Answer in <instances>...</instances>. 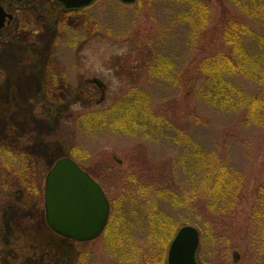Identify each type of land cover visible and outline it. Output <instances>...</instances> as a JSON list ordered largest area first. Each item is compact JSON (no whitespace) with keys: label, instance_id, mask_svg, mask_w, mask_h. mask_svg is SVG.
Segmentation results:
<instances>
[{"label":"rangeland","instance_id":"rangeland-1","mask_svg":"<svg viewBox=\"0 0 264 264\" xmlns=\"http://www.w3.org/2000/svg\"><path fill=\"white\" fill-rule=\"evenodd\" d=\"M23 1L34 16L32 28L37 34L29 32L35 36L30 42H34L36 54L26 52L25 46L31 45L16 34L22 4L0 0L15 16L0 38V205L8 202L4 196L11 193L13 201H25L28 207L22 213L0 211L2 264H167L169 248L164 255L160 252L166 236L150 225L151 214L143 206L148 200H131L124 189L132 182H151L153 176L161 184L174 177L182 193L196 186L185 144L177 139L183 132L208 148H222L220 152L246 182L233 229L241 240L242 253L200 246L201 264H264V256H259L252 243L255 232L246 229L258 190L264 186V128L243 126L239 114L210 108L184 87L150 78L147 73L156 52L170 58L171 70H196L199 60L220 44L223 14L227 20L228 15L240 13L234 3L203 0L214 9L213 23L218 28L216 35L208 36L213 44L205 50L208 38L192 40L191 28L196 26L181 19L187 10L185 1L137 0L128 5L99 0L68 15L52 0ZM26 53L32 56L30 65ZM157 69L169 70L163 63ZM132 88L143 89L152 101L155 117L165 112L161 118L170 122L157 140L113 131L94 133L72 124V116L90 108L106 109ZM119 116L108 114L118 124L130 118L129 114ZM66 148H74L109 193L111 224L100 238L86 244L35 227L28 236L34 245L25 248L19 243L22 230L18 231L16 220L20 214L33 215L38 203L44 207L46 176L55 161L67 156ZM10 180L20 182L23 197L8 191ZM145 195L154 198L155 194L149 188ZM165 208L177 221L192 215L187 208L176 209L170 203Z\"/></svg>","mask_w":264,"mask_h":264},{"label":"trees","instance_id":"trees-1","mask_svg":"<svg viewBox=\"0 0 264 264\" xmlns=\"http://www.w3.org/2000/svg\"><path fill=\"white\" fill-rule=\"evenodd\" d=\"M179 1L187 2V10L181 19L196 26L191 28L192 40L200 38L206 40L209 35L213 36L218 33V28L213 23L215 11L208 2L203 0ZM229 1L234 3L240 13L228 15L227 20H224L226 18L223 14L224 16L220 19L223 24L220 44L199 60L196 70H171L170 58L156 52L150 66L151 70H147V73L150 78L171 82L172 86L177 84L184 87L188 93L194 94L210 108L239 114L243 126L253 125L264 128V0ZM212 40L208 38L203 49L206 50L208 47L210 49L213 44ZM161 63L169 70H158ZM98 104L101 103L98 102ZM109 113L120 115L119 117L129 114L130 118L123 119L118 124L110 121ZM164 113L159 112L161 115ZM161 115L155 117L156 111L153 109L152 101L143 89L132 88L121 100L106 109L90 108L72 116V124L75 127L85 126L87 131L94 133L113 131L127 136L142 135L145 138L157 140V136H161V133L170 126V122L164 117L161 118ZM154 124L157 126L155 127ZM177 139H181L185 144L189 169L195 176L193 183L197 182L198 185L196 183L191 190H183L182 193L181 185L174 180V177H171L174 183L171 184L172 180H170L169 182L163 181L161 184L159 178L153 176L151 182L149 180L135 184L132 182L124 189V192L131 194V200L136 197H141L143 203L148 200V203L143 206L151 214L149 223L155 228L157 234L166 236L160 251L163 255L167 252L177 231L185 225L192 224H195L192 226L199 230L200 246L203 248L221 246L226 253L232 250L242 253L241 240L237 239V234L233 229L236 225V209L242 199L243 189L246 187L243 175L239 170L231 167L226 155L220 152L222 148L218 146L208 148L203 143L193 140L185 132L179 133ZM66 151L67 157L74 159L100 184L94 172L85 167L83 158L74 152V148L72 150L66 148ZM24 162L29 163L26 159ZM144 174L145 177L148 175L145 172ZM100 185L108 196L109 193L104 186ZM8 186H10L8 191L13 190L21 197L24 196L25 189L20 182L10 180L6 187ZM135 186L136 188L132 191L131 187ZM149 188L154 192V198L145 195ZM14 198L11 193L5 194L4 202H8L0 205V211L22 213L28 209L25 201H13ZM108 198L110 200L109 196ZM166 203H170L176 209L187 208L192 212L191 217L184 218L183 221L175 220V216L165 208ZM110 204L112 210L113 203L110 201ZM37 205L33 215L27 214L23 217L20 214L16 220L18 231L22 230L19 232V243L29 249L34 244L28 236L32 234L35 227L50 231L46 222L45 208L39 203ZM246 221V229L255 232L252 235L255 251L260 254L259 256H264V186L259 188L253 213ZM226 227L227 230H221ZM2 258L4 261V256ZM0 264H2L1 261Z\"/></svg>","mask_w":264,"mask_h":264},{"label":"water","instance_id":"water-1","mask_svg":"<svg viewBox=\"0 0 264 264\" xmlns=\"http://www.w3.org/2000/svg\"><path fill=\"white\" fill-rule=\"evenodd\" d=\"M65 9H83L97 0H56ZM133 4L137 0H120ZM12 17L0 5V31ZM103 89L105 86L95 80ZM105 94L103 95V101ZM46 222L57 235L79 243L98 239L110 218V201L101 185L70 157L57 160L50 168L44 188ZM199 230L181 227L171 241L167 264H201ZM239 257V255H236Z\"/></svg>","mask_w":264,"mask_h":264},{"label":"flooded vegetation","instance_id":"flooded-vegetation-1","mask_svg":"<svg viewBox=\"0 0 264 264\" xmlns=\"http://www.w3.org/2000/svg\"><path fill=\"white\" fill-rule=\"evenodd\" d=\"M52 1H54L56 4L60 5L61 6V9H62V12L67 13V15L70 14V12H79V11H82V10L85 9V8H83V9H70V10H67L60 3H58L56 0H52ZM18 2L20 4H22V7L18 11L19 12L18 18H17L18 19V31L16 32V34L22 40L23 43H26L27 45L28 44L31 45L28 48H26V46H25V51L26 52H29V53H35L36 54L37 53L36 52L37 50L33 46L34 42L33 43L30 42L31 40L32 41H35V36H31V35L33 33L35 35L37 34V31L34 30V28H32V26L35 24V21H34V18H33L34 16L29 14L30 11L25 6L26 3L23 0H18ZM6 8H7V6L4 5L3 6V9L12 18L6 20L5 27L0 31V38L3 36L4 30L7 27H10L15 22V16H14V14L11 13L10 11H8ZM21 26H24V27H21ZM29 31L31 32V35H30V32ZM26 54H27V58L23 57V60L27 59V64L30 65L31 64V60H32V56L29 55L28 53H26ZM23 60H22V62H23ZM18 64H19V62H18Z\"/></svg>","mask_w":264,"mask_h":264}]
</instances>
